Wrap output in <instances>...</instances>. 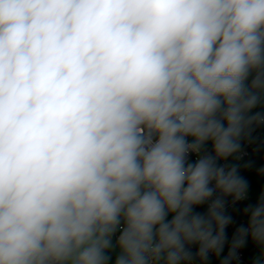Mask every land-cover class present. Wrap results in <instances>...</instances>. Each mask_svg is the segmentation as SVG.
I'll return each mask as SVG.
<instances>
[{"label": "clouds", "instance_id": "1", "mask_svg": "<svg viewBox=\"0 0 264 264\" xmlns=\"http://www.w3.org/2000/svg\"><path fill=\"white\" fill-rule=\"evenodd\" d=\"M258 109L264 0H0V264H264Z\"/></svg>", "mask_w": 264, "mask_h": 264}, {"label": "trees", "instance_id": "2", "mask_svg": "<svg viewBox=\"0 0 264 264\" xmlns=\"http://www.w3.org/2000/svg\"><path fill=\"white\" fill-rule=\"evenodd\" d=\"M258 110H264V109H258ZM258 131H259V128L253 133L254 138L256 137ZM247 162H251L250 168L243 167V165ZM238 163L241 165L239 174L242 175L249 183L250 198L248 201H246L241 206H239V209H238L239 215L246 216L243 214V208L246 207L248 204H255L261 192H264V175H261L258 173V169L261 167H264V143L258 145L256 152L238 161ZM205 209H206V205L197 207L195 211L203 212L205 211ZM114 240H115V237H114ZM247 244L249 248L254 251L253 253L251 252L249 254V257L250 258L253 256L257 257V254H258L257 247L258 246L255 245L254 242L250 238L247 241ZM221 255L224 256L225 252H223ZM114 258L115 257L113 255V260L110 261V264H114Z\"/></svg>", "mask_w": 264, "mask_h": 264}, {"label": "built area", "instance_id": "3", "mask_svg": "<svg viewBox=\"0 0 264 264\" xmlns=\"http://www.w3.org/2000/svg\"><path fill=\"white\" fill-rule=\"evenodd\" d=\"M263 143H264V127H261V128H259V131L255 137L254 143L244 145V152L246 154L243 156L242 159H244V158L250 156L252 153L256 152L258 145L263 144ZM206 147L209 151L211 150V144L210 143ZM231 159L232 158H229V161H228L229 163L231 162ZM194 160H195V155L192 154L189 157V161L194 162ZM221 163H223V162H221ZM249 198H250V193L248 195L247 200L238 202L235 206H231V204H230L231 198L230 197L227 198L229 200V204H230L229 212H230V214H232L233 219L235 221L234 224L229 225V227L226 229L229 242L231 241V238H232V235L235 231V228L237 226H239L240 224H246L247 217L239 215L238 209H239V206H241L243 203L248 201ZM228 247H229V245L226 244L225 248H224L225 255H227ZM192 251L193 252L196 251V246L192 247ZM238 251H239V255H240L239 264H254V258L256 256L251 257L253 260L249 257V254L251 252L253 253L254 251L249 248L247 243L243 248L239 249ZM257 252H258L257 256H260L261 255V249L259 247H257ZM222 258H223L222 255L220 258H216L214 255H210V259H209L208 264H220V259H222ZM196 264H199V261H197Z\"/></svg>", "mask_w": 264, "mask_h": 264}]
</instances>
